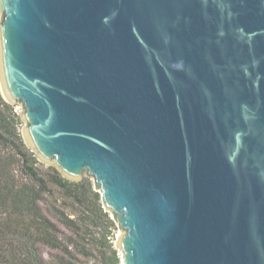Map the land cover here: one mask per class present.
Masks as SVG:
<instances>
[{
    "label": "water",
    "instance_id": "1",
    "mask_svg": "<svg viewBox=\"0 0 264 264\" xmlns=\"http://www.w3.org/2000/svg\"><path fill=\"white\" fill-rule=\"evenodd\" d=\"M3 97L93 180L122 264H264V0H0Z\"/></svg>",
    "mask_w": 264,
    "mask_h": 264
},
{
    "label": "trees",
    "instance_id": "2",
    "mask_svg": "<svg viewBox=\"0 0 264 264\" xmlns=\"http://www.w3.org/2000/svg\"><path fill=\"white\" fill-rule=\"evenodd\" d=\"M16 107L0 91V264H83L72 249L88 257L92 254L88 240L112 252L101 258L105 264H120L118 250L109 239L116 222L103 207L93 180L70 181L55 167H49L52 175L45 177L18 128L22 120ZM54 188L64 203L59 204L61 199L46 203ZM46 210L75 239L63 235ZM93 229L98 230L97 237ZM44 249L56 256L48 259Z\"/></svg>",
    "mask_w": 264,
    "mask_h": 264
},
{
    "label": "rangeland",
    "instance_id": "3",
    "mask_svg": "<svg viewBox=\"0 0 264 264\" xmlns=\"http://www.w3.org/2000/svg\"><path fill=\"white\" fill-rule=\"evenodd\" d=\"M0 24H1V14H0ZM2 83H1V79H0V91L3 95V90H2ZM17 107H16V111L18 112V114H20V116H22L23 114V109H22V106L20 104H16ZM21 120H22V117H21ZM27 126L26 122L24 120H22V124H19L18 125V128L21 132V135L28 147V149H31V147L27 144L26 140H25V136H24V133H23V129ZM35 153V152H34ZM38 161H39V164L36 165L37 168L42 172V174L47 177V178H50L51 175H52V172L50 171L49 167H54L53 165L45 162V161H42L40 160L38 157H37ZM62 175V174H61ZM63 176V175H62ZM62 195L60 193V191L56 188H54V196H50V197H46V203H50V202H53L55 199H61L59 204L64 203V200L61 198ZM49 206V205H48ZM47 208V206H44V208ZM45 208V209H46ZM70 211V210H69ZM71 211H72V208H71ZM46 213L48 214V216L59 226V228L61 229L63 235H67V237H71L73 236L71 232H69L63 225L59 224L56 219L54 217L51 216V214L46 210ZM95 234V236L97 237L98 236V230L96 229H93L92 230ZM124 232H122L120 229H119V226L118 224L116 223V229L113 230V233L111 234V237L109 238L110 239V243H114V248H116L118 250V254L120 255V264H122V256H121V253H120V250L118 249V239L121 237V235H123ZM73 238L75 239V236H73ZM86 243H89V246H87V249L88 251H90V249L92 250V254H90L88 257H85L79 253H77V251L73 248V252L74 254L78 257L79 261L83 264H105L101 258L104 256V255H109L111 254L112 252L106 248V247H102L100 244H90V243H93L91 241H87ZM96 243H99L98 241ZM44 252V255L48 258V259H51L53 256H56L54 254L53 251L51 250H47V249H44L43 250Z\"/></svg>",
    "mask_w": 264,
    "mask_h": 264
}]
</instances>
